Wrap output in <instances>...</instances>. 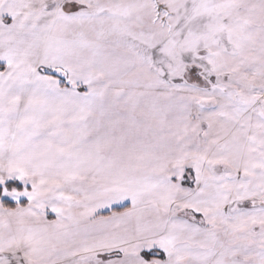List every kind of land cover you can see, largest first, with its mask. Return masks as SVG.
Wrapping results in <instances>:
<instances>
[{
    "label": "snow or ice",
    "instance_id": "6c2138e0",
    "mask_svg": "<svg viewBox=\"0 0 264 264\" xmlns=\"http://www.w3.org/2000/svg\"><path fill=\"white\" fill-rule=\"evenodd\" d=\"M0 264H264V0H0Z\"/></svg>",
    "mask_w": 264,
    "mask_h": 264
}]
</instances>
